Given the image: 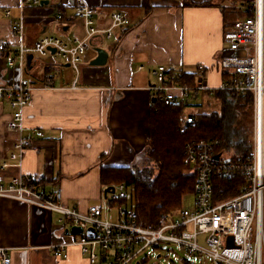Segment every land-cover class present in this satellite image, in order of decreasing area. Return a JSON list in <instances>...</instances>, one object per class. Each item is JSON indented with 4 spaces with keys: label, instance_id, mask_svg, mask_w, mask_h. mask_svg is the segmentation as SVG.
<instances>
[{
    "label": "crops",
    "instance_id": "1",
    "mask_svg": "<svg viewBox=\"0 0 264 264\" xmlns=\"http://www.w3.org/2000/svg\"><path fill=\"white\" fill-rule=\"evenodd\" d=\"M21 1L0 0V41L9 43L8 49L0 52V87L14 86L23 76L36 89L23 111L26 131L22 135L8 130L14 109L8 99H0V182L7 184L21 174L35 175L46 180L48 190L61 189L63 206L80 214H86L90 207L106 210L105 189L100 182L103 167H130L149 148L154 96L150 89L156 85L155 69L164 66L168 73L188 74L203 68L207 84L215 92L210 96L199 94L189 101L190 105L185 104L182 114L195 117L221 113L223 100L217 99L216 92L223 83V70L218 63L223 56L232 55L225 49L223 36L229 25L253 16L257 3L41 0L45 3L40 6L22 8ZM81 1L97 10L98 22H109L113 13L122 12L128 25L115 30L111 39L92 41L77 76L69 69L73 66L65 61L61 65L52 52L47 59L25 55L22 71L9 66L10 59L19 54L20 45L31 49L38 40L55 37L73 46L83 38L85 30L75 13V5ZM20 18L22 36L12 32V22ZM97 49L108 54L104 66L91 65L98 57ZM48 78H53V84L46 88ZM253 117L255 128L254 109ZM254 128L249 138L251 152ZM20 137L31 142L20 167L5 169L4 164L12 163L13 145ZM238 143L234 139L223 143L226 154L237 153ZM53 177L59 179L55 185L50 184ZM191 204L192 199L187 207ZM111 212L106 211L105 219L110 221ZM60 218L54 212L0 199V249L7 250L11 264H90L77 245L68 247L67 258L55 256V246L71 243L81 235L69 231L68 221L59 224ZM119 221L118 214L110 222ZM97 253L101 258L98 264H108L106 257L111 253L103 254L99 249Z\"/></svg>",
    "mask_w": 264,
    "mask_h": 264
},
{
    "label": "built area",
    "instance_id": "2",
    "mask_svg": "<svg viewBox=\"0 0 264 264\" xmlns=\"http://www.w3.org/2000/svg\"><path fill=\"white\" fill-rule=\"evenodd\" d=\"M24 5L40 6L42 1L22 0L21 7ZM75 13L85 30L83 38L76 40L73 46L55 37H44L31 49L20 45L19 54L10 59L9 66L22 71L25 55L35 54L47 59L54 49L56 56L77 69L92 41L97 38L111 39L115 30L128 25L122 12L113 13L109 22H98L97 10L85 1L75 5ZM10 16L11 12L7 11L6 17ZM22 19L12 22V32L20 36L23 35ZM223 42L232 55L223 56L218 64L221 70L230 72L232 78L223 82L217 90L232 92L241 98L253 94L255 128L252 152L248 156L239 153L227 155L219 139L186 144L183 163L195 176L191 207H184L176 215L166 218L160 228L144 226L139 222L135 207L129 208L121 203L128 197L126 187L121 185L103 197L106 210L90 207L86 214H80L63 206L61 189L48 190V183H42L39 177L30 174L12 177L7 184L1 181L0 199L57 213L61 216L59 224L69 222V231L73 227L83 229L73 242L53 248L58 258H67L68 247L77 245L90 264L99 263L98 249L103 254L111 253L109 258L106 257L108 264H131L149 248L168 243L177 245L190 255L209 257L215 264H264V0H257L253 16L227 27ZM8 45L7 41H0V52H5ZM198 71L196 86L189 87L175 83L164 66L155 69L156 85L150 89L154 91L150 108L155 109L157 102L182 107L198 98L203 91H215L207 84L206 71L203 68H198ZM51 84L53 78H48L45 87L49 88ZM35 89L23 76L14 86L0 87V99H8L14 109L8 123L10 132L22 135L26 131L23 111L31 103ZM193 123V116L182 114L180 131L185 132ZM30 143L28 138L20 137L10 155L13 164L6 163L3 167H20ZM236 177L244 180L242 193L216 203L214 181ZM58 182L57 177L50 180L53 185ZM112 208L118 210V223L105 219L106 211ZM89 229H93V236L88 234ZM230 237L232 242L228 240ZM200 238H203V243H200ZM0 263H12L5 249H0Z\"/></svg>",
    "mask_w": 264,
    "mask_h": 264
},
{
    "label": "trees",
    "instance_id": "3",
    "mask_svg": "<svg viewBox=\"0 0 264 264\" xmlns=\"http://www.w3.org/2000/svg\"><path fill=\"white\" fill-rule=\"evenodd\" d=\"M198 74V69L188 74L168 73L175 83L189 87L196 86ZM230 78L232 74L223 71V82ZM201 94L210 96L213 92L203 91ZM228 94L223 91L216 92L217 99L223 100L220 114L195 116L194 123L183 133L179 126L185 105L170 107L157 102L155 104L157 111L155 109L150 111L149 148L135 163L141 165L123 168L103 167L101 186L106 190L124 185L128 197L121 203L125 205L128 202L132 203L139 222L144 226L162 227L166 218L187 207V202L192 199L195 176L183 163L186 144L211 139H219L225 143L234 139L239 142L236 146L237 153L244 156L251 153L250 136L247 134V128H243L240 118L253 112V94L249 93L246 98L232 92ZM187 105H190V102ZM40 181L46 183V180ZM243 186L244 180L241 177L215 180V202L221 203L237 197L242 193Z\"/></svg>",
    "mask_w": 264,
    "mask_h": 264
},
{
    "label": "rangeland",
    "instance_id": "4",
    "mask_svg": "<svg viewBox=\"0 0 264 264\" xmlns=\"http://www.w3.org/2000/svg\"><path fill=\"white\" fill-rule=\"evenodd\" d=\"M225 49L228 50V46L225 45ZM56 57L61 65L66 64L64 62V59L58 56ZM80 66L81 64L77 66L78 68L77 71H75L74 68H69L74 72V76L78 75V71H80ZM240 121L243 122L242 123L243 128L245 129L247 128L248 130L247 134L248 136H250V139H251V135H252L253 128H254L253 112L250 114H247L244 117H241ZM135 163L132 164L133 167L138 165ZM140 165L141 164H139L138 166ZM144 165H146V162ZM189 201H191V199H189ZM128 207L129 208L131 207L130 202H129ZM111 210L112 212L110 214V221L112 220L114 221V219L116 218V215H118V210L117 208H113V209H110L109 211ZM200 243H203V238H200ZM138 263L139 264H215L214 261L209 257L202 256L199 254L190 255L185 250H181L177 245L168 244V243H162L155 247L149 248L131 264H138Z\"/></svg>",
    "mask_w": 264,
    "mask_h": 264
},
{
    "label": "water",
    "instance_id": "5",
    "mask_svg": "<svg viewBox=\"0 0 264 264\" xmlns=\"http://www.w3.org/2000/svg\"><path fill=\"white\" fill-rule=\"evenodd\" d=\"M42 3L44 4L45 2H42ZM51 52H52V54H55L56 51L54 49H52ZM97 53H98V57L96 60H94L92 62L91 65H93V66H104L107 63L108 54L102 49H97ZM109 192H114V188H107L105 190V194H107ZM71 233H73L74 235H79V234L83 233V229L81 227H73L71 229ZM88 234L90 236H93L94 235L93 229H89ZM228 240L232 242L233 239H232V237H230Z\"/></svg>",
    "mask_w": 264,
    "mask_h": 264
}]
</instances>
